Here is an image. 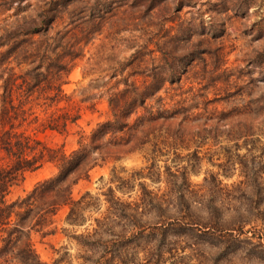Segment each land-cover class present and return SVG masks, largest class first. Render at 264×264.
Here are the masks:
<instances>
[{"label":"rangeland","instance_id":"rangeland-1","mask_svg":"<svg viewBox=\"0 0 264 264\" xmlns=\"http://www.w3.org/2000/svg\"><path fill=\"white\" fill-rule=\"evenodd\" d=\"M53 2L0 0L3 79L37 65L2 57L28 39L54 38L46 55L67 63L61 101L34 93L19 132L69 156L112 119L109 99L126 84L159 90L72 187L77 222L67 205L31 233L41 264H264V0H62L45 37L25 36ZM57 172L45 162L25 173L9 199Z\"/></svg>","mask_w":264,"mask_h":264},{"label":"trees","instance_id":"trees-1","mask_svg":"<svg viewBox=\"0 0 264 264\" xmlns=\"http://www.w3.org/2000/svg\"><path fill=\"white\" fill-rule=\"evenodd\" d=\"M56 3L54 9L49 10L48 21L25 30V36L33 37L41 33L43 37L52 28L55 21L59 20L57 13H63L67 4L62 0H53ZM90 34L86 29L80 30L81 39H74L73 45H68V55L73 58L79 54L75 46L79 45ZM11 36H8L10 38ZM66 35L58 37L61 43L65 42ZM54 38L33 42L31 39L22 41L20 49L11 47L2 57L15 55L14 60L18 64L29 60L37 63L34 68L21 75L7 73L6 79L0 74L2 83V95L0 104V264H10L16 259L20 264H41L38 255L30 241L32 232L42 231L51 224V218L61 207L72 205L68 214V220L76 223L82 210L83 198L72 201V187L82 179L88 178L89 171L95 167L102 157L106 145L117 144L121 138L118 134L129 129L130 115L138 107H142L145 100L159 89L146 86L142 91L132 84H126L127 89L118 92L109 99L112 119L98 126L92 133L88 144L80 145V148L71 155L66 156L60 150H54L43 144L36 138L19 132L18 129L28 122L30 109L25 107L30 104V98L38 92L43 100L50 104L57 103L63 98L62 72L67 71V63L64 57H50L46 55L49 48L48 42ZM56 42V41H55ZM66 49V48H64ZM46 61L45 71L39 72L38 68ZM176 75L172 74V77ZM178 78V77H177ZM177 80V79H176ZM44 84L43 87H40ZM51 93V96L47 94ZM18 103H14V100ZM50 106V105H49ZM62 117H52L48 120L47 127L56 129ZM64 119V118H63ZM36 121V119H34ZM45 162H54L58 172L49 180L39 184L29 195L15 200H10L12 190L22 181L27 172H34L42 167ZM150 202V201H148ZM146 202V203H148ZM118 212L121 204L112 202ZM244 223V222H243ZM241 223L239 226L241 227Z\"/></svg>","mask_w":264,"mask_h":264}]
</instances>
